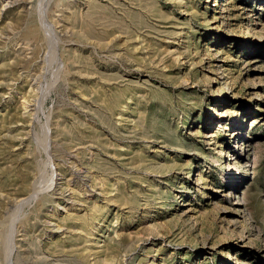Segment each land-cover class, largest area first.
I'll list each match as a JSON object with an SVG mask.
<instances>
[{
  "label": "rangeland",
  "instance_id": "rangeland-1",
  "mask_svg": "<svg viewBox=\"0 0 264 264\" xmlns=\"http://www.w3.org/2000/svg\"><path fill=\"white\" fill-rule=\"evenodd\" d=\"M0 264H264V0H0Z\"/></svg>",
  "mask_w": 264,
  "mask_h": 264
},
{
  "label": "bare ground",
  "instance_id": "bare-ground-1",
  "mask_svg": "<svg viewBox=\"0 0 264 264\" xmlns=\"http://www.w3.org/2000/svg\"><path fill=\"white\" fill-rule=\"evenodd\" d=\"M26 45H27V44H26ZM23 105H24V104H23ZM31 198H32V197H31ZM28 199H29V197H26V198L24 197V199H22V202L29 201ZM22 202H21V203H22Z\"/></svg>",
  "mask_w": 264,
  "mask_h": 264
}]
</instances>
